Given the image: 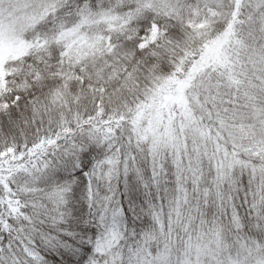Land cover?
Returning a JSON list of instances; mask_svg holds the SVG:
<instances>
[{
	"label": "snow or ice",
	"instance_id": "snow-or-ice-1",
	"mask_svg": "<svg viewBox=\"0 0 264 264\" xmlns=\"http://www.w3.org/2000/svg\"><path fill=\"white\" fill-rule=\"evenodd\" d=\"M0 264H264V0H0Z\"/></svg>",
	"mask_w": 264,
	"mask_h": 264
}]
</instances>
